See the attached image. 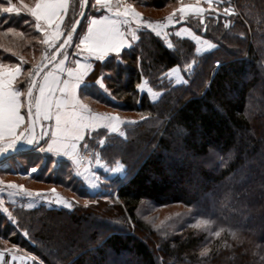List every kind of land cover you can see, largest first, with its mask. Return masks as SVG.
Wrapping results in <instances>:
<instances>
[{
	"label": "trees",
	"instance_id": "16d2710c",
	"mask_svg": "<svg viewBox=\"0 0 264 264\" xmlns=\"http://www.w3.org/2000/svg\"><path fill=\"white\" fill-rule=\"evenodd\" d=\"M130 2L151 22L165 20L181 4ZM92 5L89 0L73 40L85 31ZM229 6V13L208 10L202 22L191 15L171 24L168 40L142 27L134 45L97 63L87 76L84 101L129 120L118 132L88 133L82 145L96 148L107 165L122 164L126 176L113 177L107 189L92 193L68 176L70 162L53 169L54 157L40 147L7 158L29 159L33 167L46 158L32 175L34 183L55 186L77 201L71 208L16 203L10 215L0 212V248L16 246L38 258L28 264H264V0H228L223 7ZM81 9L79 0H70L65 33ZM25 20L34 22L24 12L0 13V61L21 63L20 82L55 50L41 43L43 33ZM9 27L15 31L8 33ZM180 27L192 36H177ZM193 33L215 47L199 52ZM176 66L182 79L172 74ZM100 77L106 91L96 82ZM169 205L184 209L158 224L146 218ZM200 219L212 223L195 227Z\"/></svg>",
	"mask_w": 264,
	"mask_h": 264
},
{
	"label": "snow or ice",
	"instance_id": "6c2138e0",
	"mask_svg": "<svg viewBox=\"0 0 264 264\" xmlns=\"http://www.w3.org/2000/svg\"><path fill=\"white\" fill-rule=\"evenodd\" d=\"M207 2L211 8L212 0H207ZM79 3L83 8L88 5V0H79ZM92 7L97 12L104 10L105 14L90 17L86 32L81 29L82 34L77 36L79 42L75 44V48L78 50L76 54L86 55L88 60L95 58L98 61H103L109 54L118 55L122 48L131 47L130 41L126 44L128 38L121 28L123 25H130L133 21L140 25L141 13L136 11L131 4L123 3L122 0H95ZM68 9L69 0H35L32 5L20 0L19 6L12 0L0 3V13L19 14L25 12L34 18V22L25 20L24 23H32L34 29L43 33L41 43L49 48H55L51 56L45 54L39 64L33 65L28 70L27 79L23 82L18 80L22 72L21 63H16L14 66L0 63V158L6 157L10 151L20 152L26 146L39 147L43 141L45 147H40V151L69 157L76 165H80L85 157L78 150L79 142L85 140L86 134L100 127L110 129L112 132L119 131L120 117L108 113L93 112L79 98L78 90L82 86L88 87L86 77L92 70V64L83 63L77 59L74 61L75 67L66 68L65 61L68 59L66 52L62 53L63 58L56 62L57 54L61 53V49L72 46L73 37L77 35V26L81 23L79 19L70 21L71 28L65 34L61 25ZM179 11L181 13L180 20H183L184 15L188 12L202 16L206 10L188 5L181 7ZM224 11L228 12L229 10L226 8ZM84 15V11H81L80 16ZM166 19L168 23H173L174 15H169ZM155 23L158 28L163 29V22ZM143 26L153 28V22L148 21ZM14 31L15 29L12 27L7 29L8 33ZM182 31L189 32L190 29L184 28ZM159 34L158 31L157 35ZM181 34V32L176 33L177 36ZM18 35L23 36L24 33L21 32ZM164 35L168 34L164 33ZM61 37H63L62 41ZM132 39H139L135 30L132 31ZM193 39L200 40V37L193 33ZM57 41H61L58 46L56 45ZM204 43H207L209 48L215 47L208 41H204ZM168 47H172L170 42ZM9 51L11 50L9 49ZM20 60L23 61V57H20ZM49 64H53V70L45 72L44 69ZM217 65H219V61H217ZM188 67L190 68L191 65ZM178 70L179 66H176L171 71ZM96 82L106 91L103 77L98 78ZM145 83L147 82L145 81ZM139 88L142 90L143 84ZM22 109L24 110L23 114ZM130 122L136 123V121ZM37 128L40 129L39 134H37ZM103 143L104 141L100 140V144L103 145ZM83 147L87 149L88 144L85 143ZM96 155L99 156L98 153ZM37 170V167H31L26 174L31 175ZM111 171L123 173L126 176V169L123 166L111 168ZM2 184L3 181H0V185ZM5 187L23 190V193L29 198L44 195L47 200V194L30 192L24 189L23 185L9 183ZM50 191L55 193V189ZM56 203L64 204L65 202L62 199H57ZM32 206L31 203L28 205L29 208ZM66 206L71 208L72 203L67 202ZM210 223H212L210 220L200 219L195 227L207 226ZM221 231L223 229L216 231L214 235L220 236ZM207 252L208 249H205L202 255ZM0 259H3V253H0Z\"/></svg>",
	"mask_w": 264,
	"mask_h": 264
},
{
	"label": "rangeland",
	"instance_id": "374dc122",
	"mask_svg": "<svg viewBox=\"0 0 264 264\" xmlns=\"http://www.w3.org/2000/svg\"><path fill=\"white\" fill-rule=\"evenodd\" d=\"M227 1L228 0H212V6H211V8H209L207 0H180L181 4L179 5V7H177V9H175L174 11H172L170 13V15H174L173 23H168L167 19H165L163 21L155 20V21H152L153 22V28H151V29H153V31H155V32L159 31L160 35L165 37V38L167 37V40H168L170 31L167 29V27H170L171 24H175V25L178 24V22H176V21H180L181 13H180L179 9L181 7H186L188 5H194V6H197V7L204 8L207 11H205L202 14V16L198 15V14H196L194 12H188V13H186L184 15V20H186L191 15H196V16L200 17L201 21H205V16L210 11H213V12L216 11L217 14H219V12L229 13L232 10V8L230 6L227 7V9L229 11L225 12L224 10L226 8L224 9V7H223L224 5H226ZM69 2H70V0H69ZM122 2L126 3V4H131L130 0H122ZM94 3H95V0H93V4ZM234 3L235 2L233 1V5H234ZM208 10H209V12H208ZM103 12H104V10H101L100 12H97L96 9L93 8V12L90 13L88 18H87V24L89 22V18L90 17H92L94 15L98 17L99 15H102ZM146 22H148V21H144L143 18H141V24L140 25H137V23L135 21L132 22V25H131L132 26V30L129 31L128 27H126V26L124 27V25L122 26L124 28H122L121 30L125 31L127 36H130V35L132 36V31L133 30H135L136 35H138V31L142 27H146V26H143V25L146 24ZM155 22H163V24H164L163 29L161 30L160 28H158L156 26ZM87 24L85 26V32H86V29H87ZM61 28L64 31V27L62 25H61ZM183 29H184L183 27H180V28L177 29V32H181L182 34L184 33V34H186L188 36H192V32L191 31L183 32L182 31ZM164 33H167L168 35L165 36ZM80 34H82V33H80ZM62 40H63V37H61V41ZM61 41H57L56 45H59V43ZM135 41L133 42L132 45H134ZM204 41L210 42L209 40H206V39H200L199 40L200 48L198 49L199 52H200V50L202 52V49L205 50V49L209 48L208 44L204 43ZM78 42H79V40L76 37V39L73 40V42H72V46L71 47L67 46V47H69V49H67V47H66V49L62 52V53H64V52L67 53L68 59L65 61V64L69 62V66L70 67H72L74 65V61L77 58L75 56H77L76 53H77L78 50L75 48V44L78 43ZM210 43L213 44L212 42H210ZM62 58L63 57H62V54H61L59 59H62ZM0 63H3V62L0 61ZM3 64L6 65V66H10V65L5 64V63H3ZM52 66H53V64L51 66H49L48 68H46L45 71L50 69ZM22 72H23V66H22ZM22 72H21V74H22ZM172 74L177 76V77H179L180 79H182L181 72L173 71ZM41 75H43V74H41ZM20 77H21V75L18 77V80H19ZM87 82L91 83V81H87ZM102 113H107V112H102ZM113 116H115V115H113ZM127 120H129V118L126 119L125 117H121L120 116V121L122 122V124L126 123ZM119 125H120V123H119ZM103 128L104 127H100V128H97L96 130L103 129ZM39 131H40V129L39 130L37 129L38 134H39ZM42 143H43V141H41V145L39 147H45L44 143L43 144ZM82 143H83V141H81L78 150L80 151L81 155L85 157V159L78 166L85 168V178H87L86 171H88V169L92 170L94 175H95V178H96V184L93 183V182L87 183L84 180L83 175L82 174L80 175L79 173H77L74 170V168H73L74 162L71 161V159L68 157L67 161L70 162V165H71V170H70L69 175H68L70 178H75V179L81 181V183L86 185L92 193H95L98 190L107 189V187L109 185H111L110 179H113V177H116L118 175L122 176V177L125 176L123 173H119V172H115L114 173V172L111 171V168L123 166L122 164L118 163L117 165H114V166L103 164L102 160H101L100 153L97 150H95L96 148H90V149L87 148V149L84 150ZM35 147H37V146H35ZM97 153L99 154V156L96 155ZM49 155H52V157H54V161L50 165L51 168H53V169H54V167H56V168L58 167L59 168L60 167L59 165L61 164V162L66 160L65 158L55 157V156H53L52 153H49ZM14 159L15 160L9 159L10 160L9 163H8L7 159L0 161V181H3V184L0 185V193H2V191H4V189H6V192L4 194L5 198H3L4 201L2 200L3 196L2 197L0 196V212H4L5 214L10 215L12 210L17 208L16 207V203L24 204L23 206H26V207H28V205L30 203L33 205L32 207H35V206L41 204L42 202L47 204V205H49V206L67 207L66 206L67 202H71L72 203V201H74V202L77 201L76 196L73 195L72 193L71 194H72L73 198L70 199V198H68L69 196L67 197V196L63 195L55 186H51V188L43 189L41 187L42 185L34 183V179L32 178V175L36 174L37 172H39V168L38 167L41 166L42 164H45L47 162L46 158L43 159V161L40 163L39 166H36L38 168L37 172L32 173L31 175L26 174V172L31 167H33V166H31L33 164L32 161H30L29 159L28 160L27 159H23V158L18 157V156H16ZM6 161L8 163L7 165L4 164ZM48 166H49V164H48ZM9 183H14V184H17V185H23L24 189H27L28 191L33 192V193H36V192L45 193V194H47V200L45 199L44 195L34 196L32 198H29L23 193V190L7 189L5 186L7 184H9ZM93 185H95V186L92 187ZM45 187H49V186H45ZM51 189H55V193L51 192L50 191ZM57 199H62L65 203L64 204L56 203ZM17 206H22V205H17ZM181 209H184V207L182 205H178V206L177 205H169V206H165V207L164 206L160 207L158 209L154 208L153 211H151V213H149L146 216V218H152L153 220L155 219V224H158L161 219L165 218L168 215H172V214H174L175 212H177L178 210H181ZM91 223H92V221L82 225V228L83 229H87ZM141 235L144 236V237H147L148 236V232L144 231V232H142ZM0 253H3V259H0V264H28V261H30V258L32 259V261L34 260V258H36L33 255L32 256L31 255H26L25 252L24 253L21 252V250L16 248V246H10V245L8 247H5V248H0ZM13 257H15V259H13ZM36 259H38V258H36Z\"/></svg>",
	"mask_w": 264,
	"mask_h": 264
},
{
	"label": "crops",
	"instance_id": "0c3cea01",
	"mask_svg": "<svg viewBox=\"0 0 264 264\" xmlns=\"http://www.w3.org/2000/svg\"><path fill=\"white\" fill-rule=\"evenodd\" d=\"M102 14H105V12H103ZM109 15H111V14H109ZM142 16V15H141ZM113 18H115V17H113ZM132 23L130 24V25H124V27L126 26V27H128V30L130 31V30H132ZM124 27H122V28H124ZM121 28V29H122ZM87 30V29H86ZM127 40H126V44L128 43V41H130L131 42V46H132V44H133V42L136 40V39H132V36L130 35V36H127ZM126 48H129V47H124V48H122V49H126ZM111 54H109L108 56H110ZM107 56V57H108ZM75 57H77L76 58V60L77 59H79V60H81L83 63H91L92 64V70H90V72H89V74L94 70V68L96 67V65H97V63H101V62H103V61H98V60H96L95 58H92L91 60H88L87 58H86V55H77V56H75ZM106 57V58H107ZM105 58V59H106ZM65 66H66V68H68V66H69V62L68 63H66L65 64ZM76 65L74 64L72 67H75ZM70 67V66H69ZM50 70H53V66L50 68V69H48V70H46V71H50ZM45 71V72H46ZM43 74V73H42ZM88 74V75H89ZM87 75V76H88ZM66 78V77H65ZM86 81H88L87 80V77H86ZM90 83L88 82V85H89ZM103 85H104V82H103ZM83 87V86H82ZM81 87V88H82ZM81 88L78 90V95H79V98L81 99V101L84 103V104H87L88 105V107L93 111V112H96V113H102V112H100V111H96V110H94L92 107H91V105L89 104V103H87L86 101H84V97H82V94H81ZM23 99V98H22ZM23 112H24V110L22 109V114H23ZM108 114H111V115H115V116H118V117H120V115L119 114H117V113H114V112H111V113H108ZM122 126H123V124H122V122L120 123V125L118 126V128H119V130H121V128H122ZM105 128V127H104ZM38 130H39V128H37ZM107 129V128H106ZM109 131H111L110 129H108ZM87 135V134H86ZM86 137V136H85ZM80 143H81V141L79 142V145H80ZM34 147H35V145H34ZM79 149V148H78ZM29 151V150H28ZM24 152H26V151H24ZM21 153V152H20ZM45 153H47L46 151H45ZM47 154H49V153H47ZM53 154V156H55V157H58V158H65L66 160L65 161H67V159H68V157H66V156H63V155H56V154H54V153H52ZM19 157V156H18ZM7 161H8V163H9V159H7ZM7 161L4 163V164H8L7 163ZM102 163L103 164H105L103 161H102ZM73 168H74V170L77 172V173H79L80 175L82 174L83 175V177H84V180L87 182V183H89V182H93V183H95L96 184V178H95V175H94V173H93V171L92 170H89L88 169V171H86V176H87V178H85V168H83V167H80V166H78V165H76L75 163H74V165H73ZM95 185H93L92 187H94ZM5 192H6V189H4V191H2V193H0V196L2 197V200L4 201V199L3 198H5L4 197V194H5Z\"/></svg>",
	"mask_w": 264,
	"mask_h": 264
},
{
	"label": "water",
	"instance_id": "95a60500",
	"mask_svg": "<svg viewBox=\"0 0 264 264\" xmlns=\"http://www.w3.org/2000/svg\"><path fill=\"white\" fill-rule=\"evenodd\" d=\"M88 8H89V0H88V5L84 6V7L82 8V10H81V11H84L85 15H84L83 17H81L80 14H79V16L77 17V19H79L80 22H81L80 25L77 26V32H78L79 28L81 27L82 22H83V20H84L86 14H87V12H88ZM74 37H75V35H74ZM74 37H73V38H74ZM66 47H67V46H66ZM66 47H65V49H66ZM65 49H61V53H58V54H57L56 61L60 58L62 52H63ZM54 63H55V62H54ZM51 65H52V64H49L46 68H48V67L51 66ZM46 68H45V69H46ZM45 69H44V71H45ZM41 74H42V73H41ZM36 131H37V130H36ZM37 134H38V132H37ZM33 147H34V145H33V146H26V147H25L22 151H20V152H24V151L31 150ZM20 152H11V151H10V152L6 155V157H4V158H0V161H2V160H4V159H7L8 157L13 156V155H15V154H17V153H20Z\"/></svg>",
	"mask_w": 264,
	"mask_h": 264
},
{
	"label": "built area",
	"instance_id": "2783aa9c",
	"mask_svg": "<svg viewBox=\"0 0 264 264\" xmlns=\"http://www.w3.org/2000/svg\"><path fill=\"white\" fill-rule=\"evenodd\" d=\"M207 11V10H206Z\"/></svg>",
	"mask_w": 264,
	"mask_h": 264
}]
</instances>
